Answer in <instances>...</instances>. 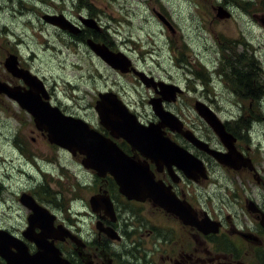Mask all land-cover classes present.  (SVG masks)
<instances>
[{
  "label": "rangeland",
  "instance_id": "1",
  "mask_svg": "<svg viewBox=\"0 0 264 264\" xmlns=\"http://www.w3.org/2000/svg\"><path fill=\"white\" fill-rule=\"evenodd\" d=\"M219 6L228 10L230 17H219ZM44 14L63 15L73 23H79L80 16L98 21L103 27L100 39L130 56L138 70L183 88L179 100L168 103L170 111L188 124L197 121L200 129L206 130L210 127L195 109V100L199 99L219 118L242 131L264 178V121L257 120L264 117V0H0V76H12L4 62L9 54H17L23 67L40 76L54 93V104L67 115H79L101 127L95 108L99 92L119 93L145 119L149 113L150 119L154 111L148 103V87L138 76L109 66L86 41L78 44L73 33L47 22ZM238 80L243 85L251 82L250 87L261 98L248 95ZM34 130L33 116L3 96L0 159L6 156L8 162L0 161V228L22 231L26 227L29 209L20 202L24 191L35 194L41 205L66 224L90 230L91 236V230L96 229V213L90 199L105 182L86 170L80 156L72 160L62 156L75 170H65V178L52 179L36 172L29 157L51 154L48 143ZM12 143L19 146V157L13 162ZM56 155L53 152V157ZM211 166L210 180L193 190L199 207L209 206L219 219L234 217L238 223L239 215L246 210L247 195L263 205L264 188L259 186L257 190L258 180L251 174L230 172L216 159ZM18 168L34 177L27 180L15 175ZM99 199L104 202V198ZM116 204L113 211L118 209L129 228L147 217L143 204L136 206L122 199ZM88 211L91 217L82 215ZM239 223L245 224L246 219ZM138 230L146 233L142 226ZM245 242L247 259L259 264L253 251L250 254V242ZM206 246L215 254L224 251Z\"/></svg>",
  "mask_w": 264,
  "mask_h": 264
},
{
  "label": "flooded vegetation",
  "instance_id": "2",
  "mask_svg": "<svg viewBox=\"0 0 264 264\" xmlns=\"http://www.w3.org/2000/svg\"><path fill=\"white\" fill-rule=\"evenodd\" d=\"M83 18L84 16H80V22L75 23L80 29L78 33H73L76 36L75 41L78 44L79 42L84 41H86L87 43V40L89 38H92L96 42L107 44L106 42L102 41V39H100V34L103 32V27L98 23V21H96V23L99 26V29L90 28L84 25V23L82 22ZM167 23L170 24L168 21ZM107 45L109 46V44ZM20 66L23 67L21 61ZM125 74H134L139 77V75H137L133 71L125 72ZM146 74L150 77H154L149 75L148 73ZM11 75L12 76H9L7 79L0 76V80L6 82L11 86H21L23 88L26 86L24 85L25 82L21 78L16 77L13 74ZM238 83L241 84L239 80ZM174 85L178 86L181 89V91L177 92L175 101H168L163 99L165 97V94L162 88H155L153 86L146 85V87H148V103H150L152 106V102L154 100L162 99L163 107L168 109V103L178 101L184 91L179 84ZM243 86L246 88V92L248 93V95H250L252 98H261V95L258 93V91L253 90L250 85ZM149 90L151 91L150 96ZM49 92L52 100L54 97V93L51 90ZM105 92L113 91L105 90L103 92H99L98 99L99 94ZM117 95L123 102L126 103L131 111L136 114L137 119L140 121L142 127H149V124L160 125L158 129L161 131V135L164 137H168L173 142L177 143V145L179 146V150H187L194 156L203 160L207 168L208 177H188L185 172L179 169L176 165H173L171 174L168 166L164 162V160H166L164 159L166 158V156L164 154L165 150L163 147L161 149L162 156L155 155L156 157H158V161H155L151 159L152 157L149 156V154L148 156L144 155L142 150L130 144L125 138L114 137L104 125L101 124V127H96L93 123L91 124L89 122L92 127L97 129V133L101 134V136H98V138L103 137L106 140L115 143L119 147V149L125 153V155L129 156L136 163L147 164L154 175V180L161 182L166 187V190L168 191L167 194L169 196L173 195L174 198L171 202L174 204V206L178 207L179 209L185 210L184 212L190 216L191 220L194 219L196 221V224L186 223L176 213L161 207L154 201L152 197H148L145 200L129 199L120 191L119 185L111 174L106 173L104 176H101L97 174L96 170L88 169V167L85 166V153H82L79 150L73 152L69 150V148L52 142L49 139L47 131L40 130L36 127V130H34V132L41 135L42 140L44 139L46 143H48L46 147L51 154L50 156L40 155L41 157L33 159H31V156L29 157L32 163L30 165L35 169L36 172H38L39 174L41 173L43 176L50 175L52 179H57V177L59 179L65 178V170L72 172H75V170L69 165L68 161L63 160L62 156L66 155L71 160L73 157L80 156L82 157L80 162H82V165L86 168V170L93 171L98 176V178H102V180L105 182L104 185L102 184L98 188L97 194L101 193L104 196L108 195L112 203L114 204V207H117L116 201H119L120 199H122L123 202L126 203H128L129 201L136 206H138L137 203L145 205V211L147 215V217L145 218L146 222L143 218H141L140 222H136L135 228H129L128 220H123L121 218L117 208L114 209V212L113 210L109 211L105 207H102L97 211H94L96 213V229L93 230L94 232L91 230L92 234L90 236V230H85L82 226H80L79 228L73 224H66L63 220L59 219L56 214L52 213L48 208H46V206L41 205L40 201L35 197V194L23 191L20 196V202L29 209V213L27 215V225L22 229V231H11L8 228H4L6 231L17 237L15 241L11 242L12 245L9 250L15 253H18L19 250H22L24 252L26 251L30 255L36 254L39 251V247L36 241L31 239L30 236H38L42 233L43 229L40 227V223L47 225L51 223L53 229L48 232L46 240L52 243L57 249H59L61 257L69 260L72 264H253L255 262L249 261L247 259V255L244 254L245 249L248 247L245 239L248 240L251 244L250 254H252L251 252L253 251V256L255 258L258 257L259 264H264V226L261 223L264 216V200L262 205L260 204V202H258L254 198H251L249 195L245 197L244 205L246 210L243 214L239 215L238 219L239 223L242 218H245V224H238L234 217H231V219H219L217 215L214 216L215 213L209 206L199 207L195 201V196H193V190L198 188L199 184H201L204 180H210L212 171L211 164L216 158L207 150H204L197 146L192 140L184 136L182 133L173 131L169 126L161 125L167 123L159 118L155 112L150 119L149 113L145 114V116L147 117L145 119L140 113L135 111L131 107L130 103L127 102L119 93H117ZM3 96L10 98L8 95L0 93V100ZM196 101L203 102L199 99H196L195 102ZM213 111L215 110L213 109ZM176 115L182 121L183 128L189 130L194 137L207 143L209 148L217 151H222L223 153H228L230 151L221 137L211 128L208 123L207 125L211 129L208 128L204 130L200 129L197 121L194 120L193 123L188 124L185 119H182L178 114ZM257 120L264 121V117H261V119ZM222 121L227 129V132L230 133L234 138L232 141V146L234 145L235 147L233 148L234 154L236 155V157L238 155L249 157L252 161V168H249L247 166L234 168L228 165H224L218 161L219 164L223 168L230 170V172L243 171L246 172V174H251L254 179L258 180V182L256 183L257 190L260 191L259 186L264 188L263 173L261 167L258 165V160L255 161L256 156L254 154L252 155L251 147L247 143L246 137L243 135L244 133L238 130L236 127H233L231 125L232 123L229 120ZM17 146L18 145L12 143V147L14 149V155L10 160L12 162L15 160L14 158L19 157V154H16L19 152V146ZM50 147L58 151H52ZM53 152L57 153V155L54 157ZM1 160H3L4 162H8V158L6 156L0 159V161ZM78 160L79 157L74 161L77 162ZM40 161H42V165L49 166V169L43 168ZM14 174L27 180H29V177H34V174H30L24 171L22 168H18L17 170H15ZM25 193L33 197L35 202L40 207L47 210L51 216L45 215V218L42 216L34 218L35 216L33 217L32 215L33 209L25 202H23L22 196ZM28 199L31 203H33V201H31V198ZM186 208L190 209L192 213H190ZM86 214L88 218L93 215L90 211H88L87 213L85 212L82 215ZM106 215H109L110 217H107ZM138 215L141 216V214ZM40 218L41 220H43V222H41ZM98 226L102 229H100ZM139 226H142V228L146 230V233H141L138 230ZM202 226L206 227L209 232L203 233L201 231ZM215 228H218L217 232L212 231ZM110 229L114 230L113 232H111V234L107 232V230L109 231ZM85 234L88 235L87 239L85 238ZM71 236L79 238L82 247L78 246ZM93 236V241H90ZM149 240L151 243L149 242ZM206 244H210L217 250L224 251H217V254H215L209 246H206ZM0 261L2 263H5L6 259L0 256Z\"/></svg>",
  "mask_w": 264,
  "mask_h": 264
},
{
  "label": "water",
  "instance_id": "3",
  "mask_svg": "<svg viewBox=\"0 0 264 264\" xmlns=\"http://www.w3.org/2000/svg\"><path fill=\"white\" fill-rule=\"evenodd\" d=\"M217 15L225 18L230 17L231 13L223 6H219ZM43 17L47 22L56 24L72 33L76 34L80 30L76 24L67 20L63 15L44 14ZM162 19L167 22L165 17L162 16ZM82 22L90 28L99 29V26L93 18H83ZM87 42L93 52L114 69L122 72L133 70L146 85L162 88L165 94L163 99L168 101L176 100L177 92L181 91L178 86L157 81L145 72L136 70L132 66L131 59L122 51H114L107 44L96 42L92 38H89ZM19 64L18 55L13 53L9 54L4 62L7 70L14 76L22 78L26 85H28V88L24 87V89L21 86H11L0 80V93H5L10 98L16 100L23 109L29 112L33 116L36 127L40 130L47 131L49 139L52 142L69 148L73 152L79 150L85 153V166L97 169L98 174L102 176L108 171L111 172L120 185V191L130 199L145 200L148 197H152L161 207L176 213L186 223L196 224V221L194 219L191 220L190 216L184 212L185 210L174 206L171 202L174 198L173 195L169 196L166 187L161 182L154 180V175L147 164L136 163L129 156L125 155L115 143L103 137L98 138L101 134H98L96 130L91 128L85 120L67 115L59 106L53 105L49 100L50 94L47 86L41 77L32 73L30 69L21 67ZM99 97L95 108L100 117V122L114 137L125 138L133 146L142 150L144 155L148 156L149 154L152 157L151 159L155 161H158V157L155 155H162V150L160 151V148L157 147L163 144L164 154L166 156L164 162L169 168H172L173 163H178L177 165L188 177H207L202 160L197 159L186 150H179L178 145L169 139L162 138V133L158 129L160 125L150 124L149 127H142L139 121H137L136 115L129 111L127 105L114 92L100 93ZM152 106L157 116L167 123L161 125L170 126L173 130L181 132L197 146L211 153L220 163L234 168L241 166L252 168V161L249 157H244L243 155L236 157L233 152V148L235 147L234 145L232 146L234 138L227 132L224 123L217 114L205 103L197 101L195 107L199 114L225 142L230 150L228 153L210 149L207 143L194 137L189 130H184L182 121L171 111L163 107L162 99L154 100ZM152 145H155V148H157L153 152ZM22 198L23 202L33 209L32 215L33 217L35 216L34 218L39 216L44 217L45 215L51 216L47 210L40 207L33 197L27 193L23 194ZM28 198H31L33 203ZM91 204L95 210L101 207H105L107 210L112 208V204L108 200L104 201L103 205L100 206L101 202H99L97 195L91 198ZM188 210L192 213L190 209ZM261 223L264 226V216ZM39 225L43 229L42 233L38 236H30L31 239L36 241L39 247V251L34 255H30L22 250H19L18 253L11 252L9 250L12 245L11 242L15 241L16 237L8 231L0 229V256L6 259L5 263L0 261V264H71L62 259L60 257V251L46 240L48 232L53 229L52 224L40 223ZM204 226L201 229L207 233L209 230ZM99 228L102 229L101 227ZM113 231V229L107 230L110 234ZM74 239L79 242L76 238Z\"/></svg>",
  "mask_w": 264,
  "mask_h": 264
},
{
  "label": "trees",
  "instance_id": "4",
  "mask_svg": "<svg viewBox=\"0 0 264 264\" xmlns=\"http://www.w3.org/2000/svg\"><path fill=\"white\" fill-rule=\"evenodd\" d=\"M251 84V82L249 83V85ZM248 127V126H247Z\"/></svg>",
  "mask_w": 264,
  "mask_h": 264
}]
</instances>
